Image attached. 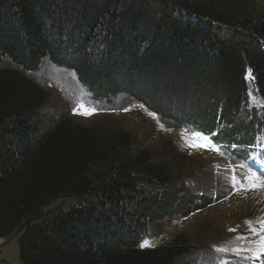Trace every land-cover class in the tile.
Returning <instances> with one entry per match:
<instances>
[{"label": "trees", "instance_id": "16d2710c", "mask_svg": "<svg viewBox=\"0 0 264 264\" xmlns=\"http://www.w3.org/2000/svg\"><path fill=\"white\" fill-rule=\"evenodd\" d=\"M100 1L0 0V240L24 224L21 264H176L191 253L181 235L140 247L158 219L176 213V196L189 195L180 178L126 131L105 137L46 113L49 93L29 76L44 63L72 71L97 98L194 95L205 114L192 127L234 141L240 157L264 137L255 115L236 120L248 69L264 101L255 0H137L123 11L118 0ZM59 198L78 202L44 213Z\"/></svg>", "mask_w": 264, "mask_h": 264}, {"label": "rangeland", "instance_id": "374dc122", "mask_svg": "<svg viewBox=\"0 0 264 264\" xmlns=\"http://www.w3.org/2000/svg\"><path fill=\"white\" fill-rule=\"evenodd\" d=\"M80 1L85 6L101 3L100 0ZM152 1L149 0V3ZM255 1L264 12V0ZM133 3H137V0L132 3L130 0H118L116 9L123 11L124 6L133 9ZM72 7V11L80 12L82 5L79 3ZM29 76L49 93L46 113H65L73 123L95 128L105 137L120 130L126 131L135 149L148 150L154 160L165 163L180 178L184 188L189 190L188 196L181 193L176 196L177 207L173 217L158 219L150 234L143 237L141 244L148 241L151 245L144 248L166 246L181 235L191 253L176 264H219L221 260L227 261V264H264V253L261 252L264 230H261L259 223L264 220V201L258 187L252 188L246 179L253 171L264 179V165L259 162L249 166L240 164L241 157L237 151L240 146L233 144L234 141H229L232 146L228 147V140L212 138L210 141L219 151L209 150L211 145L206 148L188 146L186 141L204 143L192 135L197 130L190 124L205 114L196 96L187 95L180 101L147 99L139 93L133 96V93L126 95L121 92L111 99L97 98L82 87L72 71L47 62ZM248 83L254 100L248 96L236 120L245 124L255 115L262 125L261 130H264V101L252 80ZM84 111H91V114H82ZM217 132L214 131L212 135L216 136ZM234 145L236 151L231 153L229 150ZM251 157L243 155L242 159ZM261 162L264 163V159ZM243 188L249 190L244 191ZM203 196L210 198L209 204L199 200ZM77 202L76 199L59 198L44 213L58 207L66 209ZM249 220L253 222L256 234L245 223ZM23 226L20 225L12 235L0 240V264H21L18 240ZM217 248L226 251L218 252ZM237 248L239 254L235 252ZM257 255L259 259L255 258Z\"/></svg>", "mask_w": 264, "mask_h": 264}, {"label": "snow or ice", "instance_id": "6c2138e0", "mask_svg": "<svg viewBox=\"0 0 264 264\" xmlns=\"http://www.w3.org/2000/svg\"><path fill=\"white\" fill-rule=\"evenodd\" d=\"M244 79L245 80H248V81H251L253 79V76H252V71L251 69H248L247 72H246V75L244 76ZM248 96L250 98V100H254V98L252 97V93L251 91L248 92ZM81 108L84 107V105H80ZM82 114H85V115H90L91 114V111H84ZM192 135L196 138H198L199 140L203 141L204 143L202 144H194L190 141H186V143L188 144L189 147H199V148H206V147H209V145H211V147L209 148V150H216V151H219V148H217L214 144H212V142L210 141V138L209 136L205 135L204 133L200 132V131H193L192 132ZM246 179L249 181V183L251 184V187L252 188H264V179H261L260 176H257L256 172H251L250 175H248L246 177ZM257 181H259V184H257ZM234 187L236 185H233ZM244 191H247L249 190L248 188H243ZM248 226H249V229L254 233L256 234V229L252 227V224L253 222L252 221H246L245 222ZM259 223L261 224V230H264V220L262 221H259ZM230 231H235L234 229H229ZM237 239H243V237H237ZM261 244L264 245V236L261 237ZM151 245L149 244L148 241H144L140 247L144 248V247H150ZM216 251L218 252H224L226 251V249L224 248H217ZM239 248L235 249V252L236 254H239ZM261 252L264 253V247L261 248ZM255 258L259 259V256L257 255ZM219 264H227V261H223L221 260L219 262Z\"/></svg>", "mask_w": 264, "mask_h": 264}, {"label": "bare ground", "instance_id": "6f19581e", "mask_svg": "<svg viewBox=\"0 0 264 264\" xmlns=\"http://www.w3.org/2000/svg\"><path fill=\"white\" fill-rule=\"evenodd\" d=\"M257 184H259V182H257ZM259 193H260V196H261V199L264 201V188H259Z\"/></svg>", "mask_w": 264, "mask_h": 264}]
</instances>
